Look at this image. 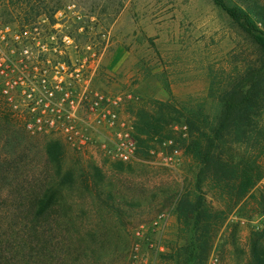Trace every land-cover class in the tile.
Here are the masks:
<instances>
[{
    "label": "rangeland",
    "instance_id": "obj_1",
    "mask_svg": "<svg viewBox=\"0 0 264 264\" xmlns=\"http://www.w3.org/2000/svg\"><path fill=\"white\" fill-rule=\"evenodd\" d=\"M27 1L31 3L29 8L0 5V24L28 23L65 1H75L98 15L102 28L110 31L101 84L110 91L127 89L134 93L136 99L129 105L130 114L150 100H166L168 91L179 100L204 97L210 79L213 78L215 87L219 88L229 77L235 76L244 59L252 62L264 56L211 0H45L44 7L40 5L39 9L34 8L37 2L26 0L23 3ZM256 1L264 6V0ZM164 82L168 84V91L164 89ZM48 139L61 141L55 137ZM25 141L15 145L13 140L0 135L1 157L18 158L24 152L14 161L24 168V173L0 184V264L35 262L32 258L34 243L24 246L27 231L24 212L14 200L20 194L11 190L25 177L31 180L38 177L42 166L43 157L36 153V148L22 149ZM61 143L65 169L75 160L80 162V169L91 176V167L98 168L103 177L101 185H105L102 199L107 200L109 192L111 195L119 191L128 204L134 205L133 209L125 210V223L120 226L114 222L111 209L94 199L93 194L89 196L81 188H73L65 194V200L73 204L70 213L74 222L60 230L54 225L41 229L46 252L50 255H45V264H127L131 229L149 222L163 210H170L173 215L162 237L164 253L169 247L184 245L192 237L191 230L180 232L173 203L169 204L168 199L177 194H188L191 199L201 195L213 209L223 208L210 182L197 179L196 163L180 152L172 156L169 164L161 161L160 153L149 162L123 163L102 155L89 154L88 159L75 156ZM119 164L122 171L116 170ZM110 186L114 190H110ZM262 187L264 180L257 183L256 195ZM242 203L215 228L211 248L201 264H207L212 250L218 252L219 264H242L247 259L248 240L252 233L262 229L263 214L260 206L251 204L249 199ZM50 236H56L61 243L48 244ZM164 253H158L157 264H168L160 260Z\"/></svg>",
    "mask_w": 264,
    "mask_h": 264
},
{
    "label": "trees",
    "instance_id": "obj_2",
    "mask_svg": "<svg viewBox=\"0 0 264 264\" xmlns=\"http://www.w3.org/2000/svg\"><path fill=\"white\" fill-rule=\"evenodd\" d=\"M24 1L0 0V5L8 8L17 4L21 9L29 8L31 3ZM34 1L37 2L34 4L36 9L45 2ZM211 1L264 55V6L256 0ZM238 70L219 88L215 87L214 79H210L204 97L176 99L164 82V89L169 94L166 100H150L147 105L132 111L137 159L134 162H149L158 153L165 156L180 152L189 156L198 166L197 179L209 181L223 203L222 209H213L201 195L194 199L188 194L168 198L169 204L173 203L180 232L191 230L192 236L184 245L169 247V251L160 256V260L168 264H201L211 248L215 228L246 199L260 206L263 226L251 234L248 257L242 264H264V187L257 191V195L255 192L257 183L264 180V56L252 62L244 59L243 66ZM0 135L13 140L15 145L25 141L24 137L31 139L25 141L22 149L36 148V153L43 157L38 177L32 180L25 177L11 189L20 194L14 200L24 212L23 220L27 228L24 246L34 243L33 264H45V255H49L41 229L54 225L60 230L62 226L74 222L70 213L73 204H67L65 200V194L73 188H81L89 196L93 194L94 199L109 211L111 209L114 222L124 225L125 210L133 209L134 204H128L119 191L111 195L109 192L107 200L102 199L105 185H101L103 177L98 168L91 167V176L84 173L79 167L80 162L75 160L69 169H65L61 141L29 135L2 104ZM18 158L0 156V184L24 173V168L14 162ZM120 165L116 170L122 171ZM110 190L114 189L111 187ZM49 241L48 244L61 243L56 236H50ZM22 264L29 263L24 261Z\"/></svg>",
    "mask_w": 264,
    "mask_h": 264
},
{
    "label": "built area",
    "instance_id": "obj_3",
    "mask_svg": "<svg viewBox=\"0 0 264 264\" xmlns=\"http://www.w3.org/2000/svg\"><path fill=\"white\" fill-rule=\"evenodd\" d=\"M110 31L98 15L65 1L21 25L0 24V104L31 136L55 137L79 155L137 161L130 90L101 84ZM171 155L162 156L169 164ZM173 215L156 214L130 231L127 264H157ZM207 264H219L212 250Z\"/></svg>",
    "mask_w": 264,
    "mask_h": 264
}]
</instances>
